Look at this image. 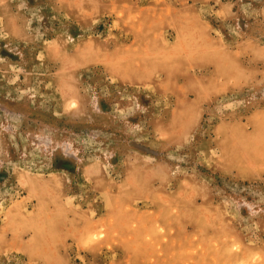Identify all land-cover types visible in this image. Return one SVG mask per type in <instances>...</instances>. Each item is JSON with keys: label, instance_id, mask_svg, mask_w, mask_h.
<instances>
[{"label": "rangeland", "instance_id": "1", "mask_svg": "<svg viewBox=\"0 0 264 264\" xmlns=\"http://www.w3.org/2000/svg\"><path fill=\"white\" fill-rule=\"evenodd\" d=\"M0 264H264V0H0Z\"/></svg>", "mask_w": 264, "mask_h": 264}]
</instances>
